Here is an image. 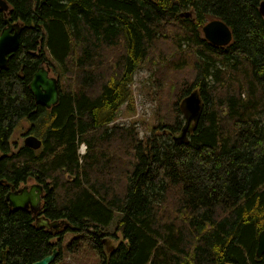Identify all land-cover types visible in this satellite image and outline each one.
<instances>
[{
    "label": "trees",
    "instance_id": "obj_1",
    "mask_svg": "<svg viewBox=\"0 0 264 264\" xmlns=\"http://www.w3.org/2000/svg\"><path fill=\"white\" fill-rule=\"evenodd\" d=\"M5 1L0 27L7 18L21 30L17 49L0 68V178L6 181L0 183V264H31L55 246L50 264H65L66 232L73 233L66 248L90 246L100 264H264V255H255L264 228L261 0ZM185 10L191 14L180 15ZM213 17L231 28L226 45L203 36L201 25ZM165 35L176 38L175 50L184 56L172 67L186 63L185 48L194 50L193 76L175 96L172 120L159 122L146 142L134 132L108 130L131 99L137 67ZM118 44V61L108 64L102 48ZM48 53L72 77L49 109L35 103L28 86ZM193 88L203 101L201 116L178 143L171 137L182 124L178 100ZM24 122L41 138L38 149L11 148L12 131ZM82 141L87 150L80 155ZM124 145L131 156L121 179L114 150L119 146L125 157ZM110 173L124 182L120 189ZM31 176L51 179L45 215L67 220L58 239L3 197L8 185ZM115 212L119 233L108 237L100 225ZM109 238L112 249L104 244Z\"/></svg>",
    "mask_w": 264,
    "mask_h": 264
},
{
    "label": "rangeland",
    "instance_id": "obj_2",
    "mask_svg": "<svg viewBox=\"0 0 264 264\" xmlns=\"http://www.w3.org/2000/svg\"><path fill=\"white\" fill-rule=\"evenodd\" d=\"M167 35V34H166ZM158 36L154 40L152 46L149 48V54L146 59L137 67L133 82L131 83V99L127 103H123L117 110L114 119L108 123V130L112 127H117L119 131H128V133L134 132L136 137L146 142V139L156 129L157 124L163 121H171L174 115V99L175 96L180 92V86L188 79H192V60L194 58V50L187 49L186 63L180 67H172L175 63L181 62L184 56L181 53H177L175 50L177 43L174 45L176 38H170V36ZM173 39V40H172ZM172 40V41H171ZM121 44L113 47H103L104 59L108 64H112L118 61L117 55L121 50ZM179 51H182L180 49ZM102 55V50H101ZM50 60L53 57L48 53ZM99 56L94 60V66L99 59ZM162 58V61H161ZM53 62V61H52ZM55 68L53 73L58 76L60 88L65 90L68 87V81L72 79L71 73H65L58 62H53ZM104 63L99 69H104ZM113 65V64H112ZM105 71V69H104ZM109 73L105 72L107 75ZM184 79L183 81H180ZM187 82V81H186ZM181 98H179L178 103ZM164 116L166 118H164ZM181 123L183 122V115H181ZM27 123H21V129H25ZM118 131V132H119ZM178 131V130H177ZM175 131V132H177ZM19 133V132H17ZM17 137V135H15ZM130 137V136H128ZM121 138L127 143L126 138ZM171 138V137H170ZM98 146L102 145V142L97 143ZM130 147V144H128ZM128 145L126 146L127 156H122V148L116 147L115 156L116 162L115 167L120 170L117 173L121 179L127 169L128 161L131 156V149L128 151ZM115 147V146H114ZM104 149V148H103ZM87 150L86 142H80L78 146V152L83 155ZM119 160H122V164L119 165ZM109 169V168H108ZM111 175V173H110ZM112 180L116 187L120 189L124 182L116 176H112ZM84 177H81V180ZM84 182V181H83ZM172 200V199H171ZM170 200V201H171ZM118 212L114 213V217L106 225H100V229L105 234L112 236V234L119 233L116 229V219ZM73 234V233H72ZM71 233H64L62 255L65 264H100L99 257L92 247L82 245L78 248L73 249L66 248L65 241L68 240ZM108 248L112 249L116 244L112 239L105 241L104 243Z\"/></svg>",
    "mask_w": 264,
    "mask_h": 264
},
{
    "label": "water",
    "instance_id": "obj_3",
    "mask_svg": "<svg viewBox=\"0 0 264 264\" xmlns=\"http://www.w3.org/2000/svg\"><path fill=\"white\" fill-rule=\"evenodd\" d=\"M45 0H41L43 2ZM8 4L5 0H0V9L6 10ZM260 14L264 17V0H261L258 5ZM189 10L180 13L182 16L190 15ZM6 26L0 30V68L6 67L8 64V54L17 49L20 40L21 25L19 22H11L5 19ZM201 31L204 38L214 45H226L232 38L231 28L220 18L213 17L206 20L201 25ZM49 69L39 66L33 72L31 79L28 82L29 89L34 97L36 103L42 104L46 107H51L59 100L60 86L56 76L48 74ZM179 107L182 111L183 122L179 130L171 135L172 140L178 143L184 142L188 139L190 131L194 130L200 119L203 101L200 96L198 88L191 89L186 93L179 102ZM24 145L37 148L40 145V140L32 134L25 136ZM66 177L71 179L74 175L66 173ZM0 179V182H3ZM13 188V187H12ZM40 184H32L30 189L23 186L18 189L9 190L4 194L7 204L13 209H25L29 205L33 213L37 211L41 203ZM40 221L35 224L39 227L59 230L64 228L67 220H50L46 216L39 217ZM58 249L55 246L52 251L41 258L34 260L31 264H50L57 256ZM255 255L260 257L264 255V228L259 230L256 236ZM10 264V263H5Z\"/></svg>",
    "mask_w": 264,
    "mask_h": 264
},
{
    "label": "flooded vegetation",
    "instance_id": "obj_4",
    "mask_svg": "<svg viewBox=\"0 0 264 264\" xmlns=\"http://www.w3.org/2000/svg\"><path fill=\"white\" fill-rule=\"evenodd\" d=\"M8 9V8H7ZM9 10V9H8ZM6 11V10H5ZM5 19V18H4ZM4 26H2V27H0V30L3 28V27H5L7 24H6V22H5V20H4ZM12 53V52H11ZM10 54V53H9ZM8 54V55H9ZM7 55V56H8ZM52 56V55H51ZM50 58V57H49ZM57 62L54 58H53V60H49V59H40V61L37 63V66H36V68H35V70L34 71H36V69L39 67V66H42V67H44L45 69H49V71H48V74L49 75H53V76H56L57 77V79H58V76L57 75H55L54 73H53V68H55L54 67V65H53V62ZM58 81H59V79H58ZM60 86V85H59ZM34 98V97H33ZM35 101V100H34ZM36 103V102H35ZM37 104H39V103H37ZM40 105H42V104H40ZM53 105H55V104H53ZM52 105V106H53ZM42 106H44V105H42ZM51 106V107H52ZM45 108H47V109H49V108H51V107H46V106H44ZM27 123V126L26 127H24L25 129L23 130V129H21V130H18L20 127H16L13 131H12V134H11V136H10V138H9V143H10V145H11V148L12 149H18V148H21L22 146H26V145H24L23 143V141H24V138H25V136H27V135H29V134H32V135H34L35 137H37L40 141H41V138L35 133V132H33L31 129H30V123L29 122H26ZM17 132H19V133H17ZM15 135H17V137H15ZM40 145H41V142H40ZM40 145H39V147H40ZM26 147H29V146H26ZM39 147H37V148H34V149H38ZM29 148H32V147H29ZM0 156H1V151H0ZM0 179H3V178H0ZM4 181L3 182H0V183H6V181H5V179H3ZM51 182V179H49V178H47V179H45L44 181H42V180H40L37 176H31V177H29V178H27L26 180H24V181H19L18 183H16V184H10V185H8V187H7V189L5 190V192H4V194L6 193V192H8L9 190H12V189H18V188H21V187H23V186H26V188L27 189H30V186L32 185V184H40L41 185V187H42V190H41V203H40V206H39V208L37 209V211L35 212V213H33V211L31 210V207H30V205L27 207V208H25V209H23V210H26V211H28L30 214H31V216L33 217V220H34V222L36 221V222H39L40 221V218L39 217H43V216H46L45 214H46V212H45V207H44V205H45V196H46V186H47V184L48 183H50ZM13 187V188H12ZM3 197H4V195H3ZM5 199V198H4ZM9 206V205H8ZM13 209V208H12ZM20 209V208H19ZM41 227H44V226H41ZM45 228V227H44ZM50 230H55V229H52V228H49ZM60 231H61V229H60ZM60 231L59 230H55L54 232H52L53 234H54V236H53V234H50V237H52L53 236V240H55V239H58V238H60ZM109 240V239H108ZM105 241H107V240H105Z\"/></svg>",
    "mask_w": 264,
    "mask_h": 264
}]
</instances>
